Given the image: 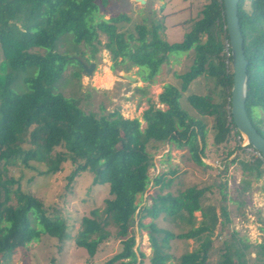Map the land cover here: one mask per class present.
<instances>
[{
    "label": "trees",
    "instance_id": "trees-1",
    "mask_svg": "<svg viewBox=\"0 0 264 264\" xmlns=\"http://www.w3.org/2000/svg\"><path fill=\"white\" fill-rule=\"evenodd\" d=\"M109 3L0 0V264L42 235L61 242L68 236V225L60 214L48 213L41 200L13 187L16 180L7 177V166L29 167V161L44 165L45 172L51 174L70 162L75 168L69 181L90 172L94 183L107 186L111 198L105 199L102 210L94 209L90 216L79 219L80 230L74 239L75 245L92 257L97 247L109 239L107 228L114 227L121 250L105 264H131L145 257L134 249L131 232L135 222L147 231L152 250L149 264H207L212 236L219 225L223 231L228 218L225 207L221 206L218 214L213 203L204 204L209 186L164 193L172 179L163 173L152 179L159 192L151 197V204L137 203V196L150 183V143L187 147L195 164L210 168L202 158L207 157V118H212V145L220 151V163L226 165L232 154L251 148L240 145L230 115L232 68L222 1L203 0L196 18L190 21V30L175 43L163 40L156 25L126 28L130 17L125 12L105 19L98 13ZM237 14L248 62L245 108L251 124L264 139V0H238ZM67 33L73 35L77 46H84L85 50L77 52L84 63L89 64L102 47L110 53L112 69L127 62L138 68L136 74L148 84L154 82L169 55L193 51L194 60L187 71L176 75L179 87L167 84L158 95V103L165 109L150 104L143 111L146 126L142 129L138 118H124L118 110L106 116L85 113L78 100L53 92L69 64L78 65L76 78L82 70L76 58L55 51L59 38ZM100 34L106 38L104 43ZM33 48L46 51L40 54L31 51ZM141 67L147 71L139 70ZM201 76L209 78L213 88L205 94H188L186 101L196 112L194 116L182 108L180 99ZM13 86L18 90L24 86L25 90L17 92ZM247 162L241 160L243 165ZM253 163L257 177L264 176V159L257 156ZM195 212L201 215L197 226ZM159 217L184 221L190 228L175 234L157 225ZM220 217L224 219L219 222ZM145 218L150 222L143 224ZM174 239L193 240L197 247L170 263L167 250ZM256 248V258H264V243ZM248 249L249 245L234 247L225 243L216 264H247Z\"/></svg>",
    "mask_w": 264,
    "mask_h": 264
},
{
    "label": "rangeland",
    "instance_id": "rangeland-1",
    "mask_svg": "<svg viewBox=\"0 0 264 264\" xmlns=\"http://www.w3.org/2000/svg\"><path fill=\"white\" fill-rule=\"evenodd\" d=\"M202 3L203 0H110L107 9L100 8L98 14L108 19L111 15L125 12L130 17L126 28L132 29L135 24H144L147 28L156 25L163 40L175 43L182 41L191 27V23H177L185 18H196ZM181 9L184 12L179 11ZM105 40V36L100 34V41L104 43ZM83 47L77 46L73 41V35L67 33L59 38L55 51L70 58H79L78 49L85 50ZM31 51L43 54L46 49L33 48ZM88 52L89 50L87 56ZM193 60V51L169 55L161 65L154 82L148 84L142 82L136 74L138 68L130 66L127 62L112 69L110 53L100 47L95 58L90 61L95 64L90 75L80 70V78H76L74 72L79 70V67L71 63L54 84L53 92L78 100L85 113L93 112L97 116H106L118 110L124 118H138L143 129L146 126L142 119L143 111L150 104L165 109L164 105L158 103V95L167 84L179 87L180 79L176 75L187 71ZM1 61L0 48V63ZM122 70L136 75L137 79L134 82L127 81L121 76ZM139 70L147 71L145 67ZM212 88L213 83L209 78L206 76L197 78L182 94L180 99L182 108L197 116L187 103L186 97L191 93L205 94ZM13 89L22 92L25 87L22 86L18 90L13 86ZM207 122L209 123L207 157L202 158V161L210 168L195 164L187 147L179 148L174 143H150L147 146L151 157V166L148 169L150 183L145 192L137 196V203L139 206L151 204V197L159 192L158 187L152 184V179L163 173L166 178L172 179L171 185L164 193L169 191L176 194L177 191L191 186L199 188L209 186L210 190L205 193L204 204L213 203L218 214L220 207H225L228 218L223 231L220 232L219 225L212 236L207 264H216L225 243H230L234 247L249 245L246 253L247 264H264V258H256L258 251L256 246L264 243V176L257 177L253 169V160L257 155L249 148H245V153L232 154L226 165L220 163V158L217 157L220 151H216L212 145L213 119L207 118ZM240 145H243L242 141ZM233 159L235 160L232 161ZM241 160L248 162L243 165ZM74 168L70 162L63 163L61 171L51 174L45 172L44 165L34 161H29V167L7 166V177H12L17 182L13 187L18 186L21 191L33 194L42 201L48 213L60 214L68 225V236L61 242L56 238L42 235L38 241L30 242L3 264H105L121 250V239L116 236V230L112 226L107 228L110 232L109 239L97 247L94 256L91 257L85 249L75 245L74 239L80 230L79 219L82 216H90L94 209L102 210L105 199H110L111 196L106 185L94 183V176L90 172L80 173L69 181L68 176ZM172 171L173 174L170 173ZM194 215L197 226L201 215L200 212H195ZM223 219L220 217L219 222ZM149 222L150 218L142 220L143 224ZM156 223L175 234L190 228L186 222L173 218L159 217ZM131 234L135 237L134 249L137 254L142 252L145 255L143 259L138 257L137 261L131 264H149L152 250L146 229L139 227L135 222ZM196 247L194 241L190 239L172 240L167 250L171 255L170 263H175L180 255Z\"/></svg>",
    "mask_w": 264,
    "mask_h": 264
},
{
    "label": "water",
    "instance_id": "water-1",
    "mask_svg": "<svg viewBox=\"0 0 264 264\" xmlns=\"http://www.w3.org/2000/svg\"><path fill=\"white\" fill-rule=\"evenodd\" d=\"M225 20V30L228 36L229 53L232 68V87L230 90V115L237 132L242 138L243 146H250L264 159V139L251 124L246 108L247 93V66L243 48V38L238 18V0H221ZM82 66V71L90 75L94 63L86 64L76 58ZM121 76L127 81L134 82L136 75H131L122 70Z\"/></svg>",
    "mask_w": 264,
    "mask_h": 264
},
{
    "label": "crops",
    "instance_id": "crops-1",
    "mask_svg": "<svg viewBox=\"0 0 264 264\" xmlns=\"http://www.w3.org/2000/svg\"><path fill=\"white\" fill-rule=\"evenodd\" d=\"M185 1V0H184ZM189 3V2H188ZM186 6V5H185ZM202 6V5H201ZM184 8V7H183ZM182 8V9H183ZM182 9L181 10H179V11H182ZM176 12V11H175ZM182 12H184V11H182ZM192 20V17H190L189 19H187V18H185V20H182L180 23H177V24H189L190 23V21Z\"/></svg>",
    "mask_w": 264,
    "mask_h": 264
},
{
    "label": "built area",
    "instance_id": "built-area-1",
    "mask_svg": "<svg viewBox=\"0 0 264 264\" xmlns=\"http://www.w3.org/2000/svg\"><path fill=\"white\" fill-rule=\"evenodd\" d=\"M227 47H228V43H226V49H227ZM227 51V50H226ZM239 139H241L240 141H242V138H241V136L240 137H238ZM243 146V145H242ZM244 147V146H243ZM250 150H252L253 152H254V154H256L258 157H261L260 156V154L257 152V151H255V150H253V149H251V148H249Z\"/></svg>",
    "mask_w": 264,
    "mask_h": 264
},
{
    "label": "bare ground",
    "instance_id": "bare-ground-1",
    "mask_svg": "<svg viewBox=\"0 0 264 264\" xmlns=\"http://www.w3.org/2000/svg\"><path fill=\"white\" fill-rule=\"evenodd\" d=\"M110 74H108V77H109V80L111 81V79H110V76H109Z\"/></svg>",
    "mask_w": 264,
    "mask_h": 264
}]
</instances>
